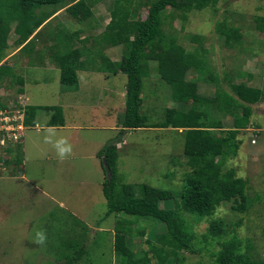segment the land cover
Wrapping results in <instances>:
<instances>
[{"label":"rangeland","instance_id":"rangeland-1","mask_svg":"<svg viewBox=\"0 0 264 264\" xmlns=\"http://www.w3.org/2000/svg\"><path fill=\"white\" fill-rule=\"evenodd\" d=\"M69 1L65 0V3ZM112 1L104 0L96 5L92 9L94 17L84 23L63 13L43 30L71 31L83 28L85 33L81 35L96 37L110 20ZM146 15V8H142L139 19L143 20ZM180 15L176 12L173 21L164 25V30L168 34L176 35L181 46L189 51L197 46L189 41L190 36H203L201 45L208 52L206 62L216 79V83L198 80L197 74L190 70L186 80L197 81L199 94L212 97L217 86L231 94L228 80L233 77L236 78L235 83L255 88L262 86L264 33L255 29L254 21L256 17L264 16V0H218L213 9L190 12L185 20ZM222 22L233 28V42L230 45H226L224 37L216 33V25ZM87 25L91 28L86 29ZM13 26L14 24L12 28ZM46 37L50 39V36ZM14 39L11 32L6 55L15 50ZM86 42L85 45L93 53L94 41L87 39ZM101 51L108 58L119 61L123 47L103 48ZM5 62V66L13 68L15 74L28 84L25 93L29 105L37 102L45 103L44 105L50 103L53 106L60 104V98L56 97V91L61 87L58 70L43 72L32 69L18 55L6 59ZM100 64L101 59L96 65ZM150 67L152 73L144 80L141 114L148 118L149 123H157L163 119L166 109L179 108V104L171 100L169 87L155 73V64L150 63ZM240 72L243 75L239 76ZM117 75L111 76L110 81L120 91L126 84V76ZM91 76L100 77L99 74ZM87 77V73L80 72L79 82L82 84ZM99 99L96 105L99 104ZM124 101L125 99L122 100L123 103ZM188 107L185 105L181 108ZM251 107L253 114L250 126L237 135L240 142L238 153L226 164V169L233 168L236 175L247 182V210L233 211L231 206L234 203L224 202L215 211L199 215L197 222L190 214L182 215L191 223L199 239L208 233L209 225L213 221H224L232 231L222 241L236 235L243 243H251L252 248L247 253L264 259V103ZM123 111L125 107L121 105L118 109V122L121 124ZM36 116L39 118L36 121L39 127L49 117L47 112L40 109L36 111ZM212 118L222 120L226 129L231 127L232 118L229 116L213 114ZM45 130H26L23 133V143L27 136L30 137V143L26 148L24 164L17 165L14 171L8 169V172L0 174V264H65L66 258L59 255H69L63 243L70 240H79L87 249V253L77 264H115L111 234L115 219L112 216L104 217L107 205L103 195L98 194L97 187H93L92 194L87 196L89 186H96V183L102 186L106 181V174L103 172L104 175H101L99 181L97 175L90 173L86 162L76 163L74 169L69 170L71 164H67L68 162L40 158L37 153L39 149L47 152L50 135L54 139V133ZM107 134L105 131L93 130L86 138L95 140L99 137L105 138ZM112 134H115V139L111 138L115 143H121L123 134H126L125 146H119L118 151V174L121 182L136 186V197L141 195L138 187L142 184L168 191L172 198L161 202L160 206L163 209H175L179 203L185 175L189 172L183 157V139L179 133L168 129H138ZM106 139V144L112 143ZM31 143L39 145L37 152L31 149ZM23 171L25 181L21 178ZM82 171L90 177V181H86ZM59 203H63V206ZM129 218L137 221L133 224L132 237L126 240L132 252L139 255L142 250H147V242L165 246L163 224L151 216ZM85 224L91 228L88 229ZM97 228L102 231L94 232ZM41 232L46 237L44 243L37 242V234ZM211 250H218V247L214 244ZM182 256L183 264H214L209 252L204 249L193 255L183 252ZM151 264H158L157 260L152 259Z\"/></svg>","mask_w":264,"mask_h":264},{"label":"trees","instance_id":"trees-1","mask_svg":"<svg viewBox=\"0 0 264 264\" xmlns=\"http://www.w3.org/2000/svg\"><path fill=\"white\" fill-rule=\"evenodd\" d=\"M104 0H0V63L6 57L11 32L15 36L13 45L21 47V53L29 50L41 39L44 29L56 13L64 9L71 18L84 23L94 17L92 9ZM218 0H113L110 20L104 30L93 37L94 52L89 53L83 62H79L84 49H74L72 37L67 31L55 29L52 38L61 44L62 51L56 50L54 63L60 71V84L67 89L77 87V71L88 65L96 66L101 59L99 72L126 76L125 111L123 129H172L182 130L183 157L189 172L175 209L161 208V202L172 198V194L145 184L138 187L141 192L136 197V186L121 182L118 172L119 154L117 143L106 144L98 153L106 181L102 193L106 201L105 217L114 216L113 253L115 264H151L152 259L158 264H183V252L197 254L204 249L209 252L214 264H264L247 253L252 245L243 243L236 235L223 240L230 231L222 220L213 221L208 233L199 239L182 213L190 214L199 220V215L215 211L224 202H233V211L245 212L248 208L246 195L247 182L236 175L233 168L226 169L227 162L238 153L240 142L237 140L241 130L250 126L252 105L264 103V78L262 86L255 88L243 83H235V77L228 80L231 94L222 91L217 85L214 96L198 93L195 80H186L190 70L197 74V79L207 83H216L206 62L207 51L201 45L203 36L192 35L189 41L197 44L192 51L187 50L174 34H168L164 25L171 23L175 13L181 19L193 11L214 8ZM146 8V17L139 19V12ZM55 15V16H54ZM12 24H14L12 28ZM254 27L264 33V16L255 18ZM91 28L90 25L86 29ZM169 28V27H167ZM82 28L80 31H83ZM216 33L224 37L226 45L233 42V28L225 22L215 27ZM46 31V30H45ZM169 31V30H168ZM80 33L74 34L79 36ZM66 37L67 38L65 41ZM31 38V39H30ZM53 46V44H52ZM123 47L119 61L111 62L102 53L103 48ZM150 63L155 64V73L162 83L169 87L171 100L179 108H169L163 119L149 123L141 114L144 103V80L151 75ZM243 75L240 72L239 76ZM7 81L9 86L20 87L22 79L13 68L0 65V84ZM189 106L181 108L183 106ZM50 113L48 126H63L64 119L58 107H28L25 125L34 127L36 111ZM213 114L232 118L231 127L226 129L222 120L212 118ZM13 163L21 162V149L15 152ZM167 208V207H166ZM153 217L165 227V246L147 242L149 248L139 255L132 252L127 238L133 235L135 220L129 217ZM118 218V219H117ZM221 241V242H220ZM218 250H211L213 245ZM63 245L69 255L65 264H77L86 247L79 240H70Z\"/></svg>","mask_w":264,"mask_h":264},{"label":"crops","instance_id":"crops-1","mask_svg":"<svg viewBox=\"0 0 264 264\" xmlns=\"http://www.w3.org/2000/svg\"><path fill=\"white\" fill-rule=\"evenodd\" d=\"M65 13L64 9L60 10L58 13H56L55 18L63 15ZM53 18L51 22L55 19ZM50 23V22H49ZM78 30H71L67 31V33L70 34L72 37V43L74 49H84L82 51L81 58L79 59V62H83L86 57H88L89 53L91 52V48L87 47V39H92L93 37H90L91 35H81L82 33H85V31ZM55 29L46 30L40 29L36 31L31 38H33L38 32H41L43 34V37L41 39H37L36 43L33 44L32 47L29 48V50L22 52L20 51L21 47L15 48V50L9 54L6 55L5 59L1 61L0 64L6 63V59H10L11 57H14L16 55L19 56V58L22 60L24 64H27L28 67H31L32 69H40L43 72H54L56 70L59 71L58 67L54 63V58L56 54V50L62 51L61 44H58L57 41L54 40V38L51 37V35L54 33ZM80 33L79 36H75L74 34ZM100 34V33H99ZM46 36H50V39H48ZM66 37L65 41L67 38ZM30 38V39H31ZM53 44V46H52ZM114 47H109V49H112ZM108 49V48H107ZM106 56V55H105ZM108 58V56H106ZM111 62H116V60L108 58ZM96 64V63H95ZM95 67H98V65H88L85 66L82 69H79L77 71V87L73 89H67L63 88L62 86L56 91V97L58 99L60 98L61 102L59 105L53 106L50 103L47 105H44L45 103H33V105H29L30 107H58L61 109L62 117L64 119V125L63 126H48L50 113H48L49 117H47V120H45V124L39 127V123H36V121H39V118L35 115L34 116V127L27 126V129L35 128L37 131H51L54 133V139L51 138L50 135V141L48 143L50 150L47 149V152H44L39 149V145L37 143H31V149L37 152V149L39 151L37 152L39 154L40 158H45V160H58V161H64L68 162L69 165L68 169L73 170L74 164L79 162H86L88 169L90 170V173L92 175H97L100 177L103 174V169L101 165L100 159L97 157V153L106 145L107 139L111 140V138L115 137V133L117 131H123L122 124L118 122L119 114L118 109L121 105H124L125 107V101L122 102L123 99H125V92H126V84L123 86L122 90H118V88L115 85H112V82L110 81L111 76H118L111 75L109 73L99 72L95 69ZM80 72H84L88 74V77L84 80V82L81 84L78 79V75ZM99 74L100 77L91 76ZM127 81V79H126ZM59 82H60V71H59ZM38 84V83H37ZM28 84L25 83L22 79V85L20 86L24 92H26L25 87ZM100 98V99H99ZM57 99V100H58ZM99 99V104L96 105V101ZM50 104V105H49ZM46 112V111H45ZM124 113V111H123ZM103 122V123H102ZM102 123V124H101ZM40 129V130H39ZM145 129V128H144ZM152 130H167V129H156V128H149ZM93 130H99V131H105V138L99 137L95 140L86 138V135L90 131ZM170 131H176L172 129H168ZM126 131H132V130H126ZM178 133L182 132V130H178ZM128 134V133H127ZM180 135V134H179ZM109 136V137H107ZM181 136V135H180ZM126 134H123L121 140V143H118L117 145V151L120 150L119 146L123 148L125 146V139ZM106 139V140H105ZM115 139V138H114ZM30 143V137L27 136V139L21 146V162L20 164H24V156L26 153V148L28 144ZM121 144V145H120ZM21 168L23 170V166L21 165ZM83 172V171H82ZM84 173V172H83ZM84 175L87 178V182L90 181V177L87 176L85 173ZM23 181H25L26 177L23 175L21 176ZM103 185V184H102ZM100 185L96 183V186H92V184L89 186V189L87 191V196H90L92 193V188L97 187L98 194H102V186L100 189ZM104 197V196H103ZM105 199V198H104ZM65 200V199H63ZM62 200V201H63ZM104 203L105 201L102 200ZM61 206H63V203H59ZM91 209V208H90ZM76 212V210H75ZM89 212V210L87 211ZM105 217V215H104ZM111 217V216H110ZM114 218V216H112ZM109 218V217H106ZM88 229L89 227L87 224H85ZM101 232V228H97L94 230V232ZM111 234L113 236V229L111 231Z\"/></svg>","mask_w":264,"mask_h":264},{"label":"built area","instance_id":"built-area-1","mask_svg":"<svg viewBox=\"0 0 264 264\" xmlns=\"http://www.w3.org/2000/svg\"><path fill=\"white\" fill-rule=\"evenodd\" d=\"M28 107V98L19 87L9 86L7 81L0 84V174L14 171L18 165L13 158L23 143Z\"/></svg>","mask_w":264,"mask_h":264},{"label":"clouds","instance_id":"clouds-1","mask_svg":"<svg viewBox=\"0 0 264 264\" xmlns=\"http://www.w3.org/2000/svg\"><path fill=\"white\" fill-rule=\"evenodd\" d=\"M0 65H2V64H0ZM19 90L23 91L21 87H19ZM23 92H24V91H23ZM24 93H25V92H24ZM25 94H26V93H25ZM147 129H149V128H147ZM125 130H128V129H125ZM136 130H138V129H136ZM25 131H26V130H25ZM116 147H117V146H116ZM18 165H20V163H19ZM45 239H46V237H45V235H44L42 232L37 234V242H38V243H44Z\"/></svg>","mask_w":264,"mask_h":264}]
</instances>
